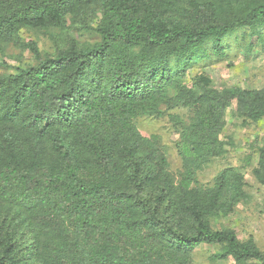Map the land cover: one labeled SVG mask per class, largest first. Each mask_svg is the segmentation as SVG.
<instances>
[{
    "label": "trees",
    "instance_id": "obj_1",
    "mask_svg": "<svg viewBox=\"0 0 264 264\" xmlns=\"http://www.w3.org/2000/svg\"><path fill=\"white\" fill-rule=\"evenodd\" d=\"M93 9L92 43L69 36L42 55L21 40L23 28L85 27ZM261 24L264 0H0V49L17 43L36 60L0 74V264H191L201 244L217 245L222 260L264 264L252 237L212 225L247 200L243 174L228 166L211 184L196 178L230 144L232 102L243 119L264 117V87L184 80L207 41L223 55L228 33ZM165 114L179 137L178 177L158 137L136 125ZM257 150L252 174L264 185Z\"/></svg>",
    "mask_w": 264,
    "mask_h": 264
},
{
    "label": "rangeland",
    "instance_id": "obj_2",
    "mask_svg": "<svg viewBox=\"0 0 264 264\" xmlns=\"http://www.w3.org/2000/svg\"><path fill=\"white\" fill-rule=\"evenodd\" d=\"M100 17V12L91 10L87 26L82 27L67 21L64 31L54 30L48 33L43 30L21 29L23 42H36L42 55H52L59 46H65L69 36L79 44L92 43L98 39L92 29ZM54 35V36H53ZM262 36L263 41L258 37ZM205 53L199 56L186 70L185 82L193 83L198 75L210 79L215 88L239 86L249 88L264 87V24L254 29L251 27L236 28L223 38V55H216L211 42L204 45ZM36 63L33 54L24 46L9 43L0 49V74L14 72L15 67H26ZM170 112L185 117L186 111L177 107ZM136 125L144 136L156 135L168 162L169 170L178 177L182 170V159L178 148V133L168 114L162 117L141 116ZM224 140L229 141L227 150L221 156L211 158L197 172L199 184L208 185L214 176L223 168L232 166L244 176L247 200L238 202L233 211L212 219L215 229L231 228L240 240L252 237L257 246L264 252V185L252 174L257 164L258 147L264 145V117L258 121L243 119L235 113V102L226 109ZM217 245L201 244L192 254L191 264H237L231 259L222 260L216 257Z\"/></svg>",
    "mask_w": 264,
    "mask_h": 264
}]
</instances>
